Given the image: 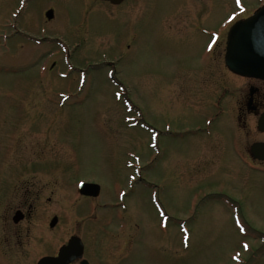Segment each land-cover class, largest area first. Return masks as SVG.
<instances>
[{
    "label": "rangeland",
    "instance_id": "1",
    "mask_svg": "<svg viewBox=\"0 0 264 264\" xmlns=\"http://www.w3.org/2000/svg\"><path fill=\"white\" fill-rule=\"evenodd\" d=\"M178 5L176 27L162 17ZM262 5L0 0V211L19 201L3 187L33 185L32 235H76L91 264H264V164L232 148L252 141L232 113L240 92L221 101L213 137L200 131L216 91L238 85L229 29ZM80 183L100 195L82 197ZM1 245L0 264L42 255L19 261Z\"/></svg>",
    "mask_w": 264,
    "mask_h": 264
},
{
    "label": "flooded vegetation",
    "instance_id": "2",
    "mask_svg": "<svg viewBox=\"0 0 264 264\" xmlns=\"http://www.w3.org/2000/svg\"><path fill=\"white\" fill-rule=\"evenodd\" d=\"M71 1L73 2V0ZM75 1L77 2L79 0H75ZM89 1L93 4L105 3L114 6L115 8L118 9L122 8L127 4L131 5L134 2V0H123L118 4H113L107 0H89ZM179 5L176 6L174 10H171V12H169L167 15L162 17L164 20H166L168 16H173L174 25L176 27H179L180 24L178 21V18L181 15V10ZM81 6H84V1L82 2ZM66 64L69 65L68 62H66ZM228 72L232 74L230 71ZM236 77L238 78L237 86L233 88L227 85V86H223L220 90L216 91L218 92V95L215 97V99L212 98L210 104L207 105V108L211 112V119L209 120L208 125L206 127H202L200 131H206L207 133H209L210 136L213 137L215 122L218 123L219 122L218 119L220 118V116L222 115L227 116L229 113V107L228 106L225 107L223 104H221V101L224 99L225 96L229 95V92H240V96H241L240 102L234 106V110L232 111V113L234 114L233 115L234 119L237 121L236 125L239 130L238 137L240 134V138H244V139L249 138L252 139V141L249 144L247 143L245 147H243L242 149L241 147L238 148L240 145L236 143L238 140L237 141L235 140V142L232 144L233 155L238 157L239 159L240 156L244 155L245 157H248L249 160L255 163L264 164V161L259 159L262 155H264V80L241 77V76H236ZM227 121L224 120L223 122L226 123ZM255 145H259L260 148L254 150L253 147ZM224 146L226 148H229L225 144ZM33 187H34L33 185H14L12 187H3L4 189L2 190V193L13 191V193L15 194L14 197L18 198L19 201L15 203L14 202L10 203L4 200L1 202V205L6 203H10V204H8L6 207L1 206L0 215L1 218L5 219L6 221H5V226H3L2 228L3 229L1 234L2 239H0V242L2 245L3 244L7 245L6 251L9 254H13V256L16 259H19V261H22L21 258L27 253L29 257H32L37 252L41 251L42 255H40L39 257L37 256V258L32 261V264H37L38 261L44 257H52V258L57 257L60 249L65 247L69 243L72 237L74 236L78 237V236L70 235L67 239H65L64 237L62 238L64 239L62 240L63 242H61L59 245H56L53 234L44 233L43 232L44 229L42 228L40 229L42 231L41 233L35 231L34 232L35 234L32 235V232H30V230L31 229L37 230L38 228L37 204L39 199L38 196L39 194L36 193L38 191H36L35 188L33 189ZM85 198H89V197H85ZM54 218H57L58 221V217H54ZM54 226L50 228L53 229ZM82 243L84 248L82 259L75 260L71 264H81L82 260H86L88 264H91V262L89 261L90 259L88 260L87 258L84 257L87 251V244L83 240ZM19 252L22 253V255ZM16 254H18L20 257L18 258ZM12 260H13L12 256L11 257L9 256V259H7L9 264L11 263Z\"/></svg>",
    "mask_w": 264,
    "mask_h": 264
},
{
    "label": "water",
    "instance_id": "3",
    "mask_svg": "<svg viewBox=\"0 0 264 264\" xmlns=\"http://www.w3.org/2000/svg\"><path fill=\"white\" fill-rule=\"evenodd\" d=\"M118 4L123 0H107ZM47 19L53 18V11L46 13ZM225 65L234 74L264 80V6L251 17L237 21L227 36ZM254 150L259 149L255 145ZM260 160L264 161V155ZM80 194L88 197H98L100 186L93 183H82ZM57 222L54 218L50 224L53 227ZM83 244L80 238L73 237L67 246L60 249L57 257H44L37 264H70L83 257ZM81 264H88L82 260Z\"/></svg>",
    "mask_w": 264,
    "mask_h": 264
}]
</instances>
